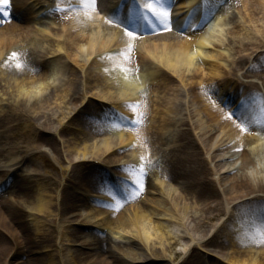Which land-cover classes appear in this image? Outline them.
I'll return each mask as SVG.
<instances>
[{"label": "bare ground", "instance_id": "obj_1", "mask_svg": "<svg viewBox=\"0 0 264 264\" xmlns=\"http://www.w3.org/2000/svg\"><path fill=\"white\" fill-rule=\"evenodd\" d=\"M26 1L28 0H10L6 14L0 16V84L4 86L0 90L13 97V103L9 108L15 118H18L17 123H23L20 127L21 134L26 136L22 141L23 146L26 149L30 148V145L32 148L40 149L41 146L48 145L57 152L50 121L44 119L36 123V115L30 114L32 112L30 106L33 100L48 99L53 89L65 84L58 77L61 64L65 63L58 62L57 58L53 62L48 61L45 58L46 53L53 55L63 50L65 52L71 50L69 54L72 53L83 61L81 77L84 81L87 82L94 72L99 74L100 71L103 76L101 81L112 80L113 85L106 91H99L98 94L91 93L100 97L101 102H98L92 111L100 114L102 118L92 126L88 125V120L83 116L88 113L84 109L90 104L88 95L90 91L84 90L80 93L72 87L73 91L70 94L61 93L60 101L64 102L65 108L70 104L71 110H75L80 98L83 105L82 109L79 108L75 112L74 117L81 125L76 124L79 131L70 134L72 139L76 138L80 143L65 144L67 138L64 134L68 132L70 126L61 125L57 130L65 144L64 147L66 146L65 151L68 153V150H74L73 156H78L79 150L82 159L93 157L108 163L116 160L125 162L124 159H128L131 161L129 165H134L132 162H137L141 156L149 154L150 158L161 150L156 144L160 136L157 135V130L152 128L156 125L154 116L157 112L148 109L150 105L147 103L146 95L147 82L153 78L154 85H160L166 92L165 97L159 98L156 89L153 88L151 90L153 97L161 99L165 104L161 106L153 102L151 105L165 112L168 124L163 128L172 143L168 153H173V162L170 172H163L161 175L165 181L164 185L156 181L158 179L162 181L161 176H155L154 181L143 176L142 189L139 192L133 188L129 192H123L125 198L129 200H136L139 193L143 197L137 200V205L133 207L126 205L124 209L128 211L120 208V211H116L115 217L110 214L111 208H119L122 201L117 198L116 193L102 185L104 182L111 183L110 175L93 173L91 180L82 178L79 183L74 179L75 174L69 173L62 184L60 197L54 196L49 193L47 186H57V183L49 177L29 172L21 175L20 179L13 176L22 169L19 164L25 160L22 156L17 159L12 155L11 149L20 151L17 150L15 143L9 145V141L7 145L5 134L0 132V189H4L3 193H0V264H168L170 258L180 254V250H176L175 247L179 244L184 247L187 244L185 238H191L193 244H188L186 256L181 263L207 264L204 253H200L198 247L205 249V245L213 243L211 239L214 236L221 235L226 223L234 220L237 221V225L241 223L246 230L241 229V224L237 229V225L231 223L230 227L223 230L225 236L221 235L223 245L214 251H220L223 246L231 244L238 252H245L246 256L241 254L239 257L237 252L230 251L234 256L228 255L227 262L264 264V254L252 253L254 251L252 246L264 247L259 236L264 219H257V216L252 218L250 213H246L250 208L264 211V127L256 126L254 123L264 119V115L261 114L264 101L255 91L252 92L254 88L264 94V48L256 50L253 55V48L256 46L254 44L257 41L253 30L264 24V0H250L249 5L245 4L246 0H231L242 4L241 8H238L246 15H243L239 22H233L228 30V37L221 33L222 23L219 25L218 22L223 18L225 11L212 16L218 0H172L174 13L171 14V21L172 27L179 21V27H175L179 28L177 33L163 31L153 33L147 39H141L139 35L135 39L130 38L124 30L128 27L138 33L137 30L141 32L149 29L146 25L131 28L128 21L116 19L120 13L136 9L134 0H97L95 9L79 7L75 10L69 9L67 3H60L59 5H65L68 10L61 12L60 16H55L51 12L41 17H38L37 12L47 11L53 2L58 4V0H35L28 8ZM227 7L224 5L222 8ZM205 9L211 19L209 25L202 27L198 21L201 11ZM112 12L117 13L116 18H110ZM58 19H64L65 22H60L59 26ZM110 20L116 23H109ZM183 21L188 22L189 26L180 33ZM38 23L42 26H36ZM58 27H62V30ZM33 28L39 36L38 42H44L37 45L36 54L40 57L39 60L30 56L29 47L27 49L23 44ZM230 33L233 35V41L238 43L236 57L233 60L236 68H231L236 77L232 83L231 78L221 76L225 61H220L224 52L220 45L225 39L229 40ZM47 44L49 48L43 49L42 47ZM126 44H130L133 50L128 61L118 55L121 49L128 48ZM10 49H14L18 54V62L23 66L17 70L10 65V72L7 74L2 70V61L6 57L3 52ZM243 50L245 52H242ZM67 62L69 63V60ZM226 67L229 71L230 67ZM23 72L26 73L25 76ZM251 72L255 73L253 76L256 78L255 81L248 79L243 82V77L251 76ZM76 81H79V77L74 75L72 81H67L66 85L74 86ZM175 82L179 84L176 89L181 90L180 104H191L196 99L205 97L201 108L207 111V115L202 114L199 117V109L196 111L192 109L193 114L189 111L188 116L192 119L189 130L193 128L198 138L202 137L203 146L207 150L206 158L201 157L195 145L193 152L188 150L186 139L189 142L191 138L186 123L180 122L186 133L184 137L172 128V123L180 121L174 116L179 105L170 92V89L175 88ZM241 85L242 92L237 93ZM62 88L64 91L67 90L64 86ZM207 94L210 95L206 96ZM211 97L215 101L211 99L209 102L208 98ZM238 98L241 100L239 107L247 105V100L255 98L261 108L259 115L254 116L251 108L238 107L236 110L238 112L235 111L234 116L220 120L219 113L223 109L232 110ZM114 99L118 105L113 111L107 108L108 112L106 104L108 101L114 103ZM135 103L141 105L139 111L144 108L150 111L149 117L143 119L144 125L120 130L111 127L112 124L120 123V115L132 116V111L125 105ZM38 108L40 110V106ZM183 111L185 113L184 107ZM5 115H10V111ZM44 115L45 113L41 114V117L44 118ZM237 117L242 119L250 117L248 122L255 126L246 130L251 131L253 135L263 131V135L256 136L252 143L250 138H242L244 131L238 125L237 120L240 118ZM68 122L73 123V118ZM141 131L153 135H141ZM240 142L243 144L242 148H238ZM119 167L128 170L127 166ZM222 169L223 171H220ZM83 172L80 170V174L83 175ZM9 174L12 175V179L7 186ZM123 174L122 177L129 179L127 177L129 176L133 182L137 179L129 171ZM33 181L41 183L42 186L36 187L31 183ZM175 186L180 189L178 193L170 189ZM68 189L73 190L69 193ZM86 190L94 193L87 197L81 192ZM80 194L85 196L80 197ZM82 198L87 200L89 198L91 202L88 201V205L85 202L81 203ZM226 202L232 203L230 208L234 214L223 220L221 227L215 232L219 234H214L209 239L208 237L203 240L197 239L192 230L198 228L204 230L206 220H214L224 215L223 204ZM81 205L89 209L93 216H83L79 212ZM27 208L43 213L44 216L50 213L57 216L58 220L61 219L56 225L63 232L64 227L68 228V236L72 239L67 240L72 244L66 246L61 244L63 247L55 241L51 244L50 241L54 240L56 235L54 227L41 228L27 222L25 218V211H29ZM67 208L72 209V212L65 214ZM196 212L200 214L197 215ZM97 216L101 217L104 225H110L111 232L118 233L116 236L112 235L115 238L110 234L100 233L101 228H97L92 220ZM161 216L165 217L164 220ZM91 224L92 228L100 231L92 234L91 230L86 232L82 229L91 228ZM229 232L232 235H229ZM59 233L61 232L57 234ZM241 236L244 238L243 241L239 239ZM123 239L125 240L121 241ZM214 264L223 263L215 261Z\"/></svg>", "mask_w": 264, "mask_h": 264}, {"label": "rangeland", "instance_id": "obj_2", "mask_svg": "<svg viewBox=\"0 0 264 264\" xmlns=\"http://www.w3.org/2000/svg\"><path fill=\"white\" fill-rule=\"evenodd\" d=\"M29 1H30L29 3L31 5L35 2V0H29ZM245 4L249 5L250 0H246ZM241 5L242 4H237L236 2L235 3L231 2L229 5H227L228 6L227 9H224L225 12L222 15L223 18L218 21L219 25L222 23V27H220V29H222L223 32H221V33L222 34L225 33L227 35V37L229 36L228 30L232 27L233 22L234 21L239 22L241 20V17L243 15H246L245 13L242 12V9L238 8V7L241 8ZM8 7H9V5L7 6V9H8ZM222 13L220 12V14H222ZM113 16H115V14H113ZM120 16H121V14H120ZM242 21H245V20H242ZM57 22L59 23V26H60V22H65V21H64V19H58ZM36 26H42V25L38 23ZM58 28L60 30H62V27L61 28L58 27ZM257 28L258 29L253 30L254 31L253 34L255 35V37H257V41L254 44L256 46L253 48V50H260V49L264 48V24L262 26L257 27ZM161 32H163V31H161ZM171 32H173L174 34L177 33L174 29H172ZM157 33H159V32H157ZM152 35H153L152 33H149L148 36H145V39L150 38V36H152ZM230 35H231V33H230ZM232 36L233 35L230 36L229 40H227V41L225 40L223 42V44H221L224 47L222 49V51H224V52H222L223 58H222V60H220V61H225V65H223V75H221V76L231 78L232 80L230 81V83H232L234 78H236L234 76V74L232 73L231 68H236V66L233 64V60L236 57V50L238 49V47H236L238 43L233 41ZM26 37H27V40H25L23 42V44L26 45L27 49L29 47L28 50L30 51V56L35 57V58H37V60H39L40 57L37 56V54H36V50L38 48L37 45L43 44L44 42H42V41L38 42L39 36H38L37 32L35 31V28H33L32 33ZM52 38H55V37L52 36ZM258 45L260 47H257ZM47 46H48V44H47ZM47 46H44L42 48L48 49L49 46L48 47ZM40 48H41V46L39 47V49ZM69 51H71V50H68V52ZM137 51H140V50H137ZM68 52L56 53L57 55L56 54L52 55L50 53H46L45 58L48 61H50V60L52 61L55 57L61 58L62 61L69 60V63L66 62L68 64L67 65L68 67L64 66V68L66 69L64 71H67L69 69V66H71V69L68 70L67 72H63L61 70L58 73V77L61 78L62 81L65 82V84L53 89L51 96H49L48 99H46V100L34 101L32 99L33 101H32L31 106H30V109H31L30 111H32V112H30V114L36 115V118H35L36 123H40L44 119H48L50 121L51 132H53V135H54L55 140H56V145L58 146V147L56 146L57 152L48 145H44L45 150H43V152L39 151L37 148H32L33 146H31V145H30V148H27V149L23 146L22 141L26 137V136L21 134L22 130L20 127H21V124H23V123H17L18 118H15V116L12 114V112L9 108V106L11 107V105L13 103V101H12L13 97L12 96L10 97V95L5 94V93H3V91L0 90V110H2V112H0V130L2 132L5 131L4 132V134H5L4 139H5L6 144L8 145L9 141H10L9 145H13L15 143V146H17V150L20 151V152H18V151H14L13 149H11V152H13L12 155L17 159H19L22 156L23 160H25L19 164V166L21 165L22 169L19 170L17 173H14V174H16L15 176H17V178L20 179L21 175H24L25 173L29 172V173L39 174V176L43 175L45 177H49V179L51 178V179L55 180L57 183V186H53V185H52V187L47 186V190L49 191V193H51L53 195L59 194L60 189H61L60 187L62 186L65 178L67 177V175L69 173H74L75 174V176H74L75 181L80 183L82 178H85L86 180H91L93 173H96L99 175L100 174H107V176H109V174H110L111 176L112 175L116 176V174H120V172L125 171L124 168L119 167V165L116 163H111V162L106 163V161L101 162V163H93L90 161L81 162V161H79V159L81 158L79 150H77L78 156H73V155H75L74 150L73 151L68 150V153L65 151L66 146L64 147V145L67 144V142L69 143V145H73V144L77 145L78 142L80 143V141L76 140V138L72 139L71 138L72 136L70 134L78 131V130H74L77 126L76 124L78 123V119L74 118V117L76 114L75 112L79 108L82 109L83 105H81L82 99L80 98L77 101L79 103V105L75 108V110H71L70 104L68 105V108H65L64 102L60 101V96H61L62 92H65V94H67V93L70 94L73 91L72 87H73V89L80 91L81 93L84 92V90L82 89L81 83H79V82H81L80 81V76H81L80 72L82 69V65H83L82 62L83 61L80 58L73 56L72 53L69 54ZM242 52H245V50H243ZM3 54H5V51L3 52ZM254 54H255V52H253V55ZM15 60L18 61V58ZM75 61H77L79 64L77 65V63ZM226 66L230 67L229 71H227ZM10 68H11L10 64H7L5 66L4 72L8 74V72H10ZM236 73H237V71H236ZM22 74L24 75L26 73L23 72ZM74 75L79 77V81L78 82L76 81L74 86H71L68 84L66 85L67 81H72V79L74 78ZM254 75H255V73L251 72V76L243 77V82L248 80V79L253 78ZM102 79H103L102 74H98V73L94 72L86 83V87H88L87 90L90 91L88 94V95H90L89 96L90 104L87 107V109H85L88 113L83 114V116L88 120L87 123L89 126H92V124H96V120H98V118H96L97 112L92 111L94 109V107L97 105V103L100 102V97L95 96V94H98L99 91H101V92L106 91L107 89H109L108 88L109 86L113 85L112 80H106V81L102 82L101 81ZM147 84H148L147 90H146V95L148 96L147 103H149V105H150V106H148V109L152 110V111L155 110L157 112L154 116V119H156V122H155L156 125H153L152 128L156 129L158 132L157 135L160 136L159 139L157 140L156 144L161 149L158 152H156V154L151 155V157L149 159L147 158L148 160L145 161L146 165H147L145 177L149 178L150 181H154L155 176L159 177L162 175L163 172H165V173L170 172L171 164L173 162V153H171V152L168 153L169 149L172 147V143L169 141L168 134L166 133L165 129L163 128L165 125L167 126V124H168L166 121L165 112L162 111L158 107L155 109L151 105V104H153V102H157V104H161V106H162V104H165L161 99H159V98L165 97V93H166L165 89L161 88V86L158 84L154 85L153 78L149 79ZM175 84H176L174 86L175 88L170 89L171 90L170 92L172 93V98L179 105V106H177V109H175V115L174 116L177 117V119L180 121L178 123H172V128L176 133L185 135L186 133H185L184 127L182 126V124H180V122L181 123L184 122L187 124L189 121L187 118V114H185L183 111V107L181 106L182 104H180L181 98H182L181 97V90L176 89V87H178L179 84H178V82H175ZM63 86L67 90L64 91L62 88ZM3 87L4 86H2L0 84V88H3ZM194 87H195V85H194ZM153 88L156 89L159 98L153 97V93L151 92V90ZM229 91L231 93V90H229ZM91 93H95V94L92 95ZM227 94H229V92ZM209 95L210 94H207L206 96H209ZM204 98L205 97L202 96L201 98L196 99L193 103L188 104V105H184V106L188 107V111H191L192 114H193L192 109H194L195 111L199 109V111H200L199 117L202 114L206 116L207 111L205 109L201 108ZM208 99H209V102L211 101V99L215 101V99L213 97L208 98ZM64 101H66V100L64 99ZM182 102H183V99H182ZM110 104L111 105H109V107H113V109H116L115 107L118 105V102L115 100L114 103L110 102ZM38 106H40V110H39ZM250 107L252 108L251 112L252 111L256 112L259 108V107L254 106V105H250ZM148 109L147 108L141 109V111L144 113V117H149L150 111ZM245 109H246V107H245ZM9 111H10V115H5V113H8ZM43 113H45L44 118L41 117V114H43ZM119 114H120V112H119ZM217 117H218V115H217ZM219 117H220V120L223 121L224 119L231 118L232 116H230L229 111L222 110L221 113H219ZM71 118H73V123L68 122V120H70ZM94 118H95V120H94ZM186 118H187V120H186ZM190 120H192V119L190 118ZM220 120H218V121H220ZM66 121H67V124H65ZM237 121L241 122L243 120H242V118H240V120H237ZM247 121H248V119H247ZM20 122H21V120H20ZM243 122L246 123L245 121H243ZM144 123L145 122H143L142 125H144ZM61 125H66L67 127L70 126V127H68L69 128L68 132L64 134L67 138V140H65V144H63V142H62V138L60 140L58 139L60 137L57 133V130ZM78 125L81 126L79 123H78ZM157 126H162V127H157ZM246 132H248V131L246 130ZM140 134L141 135L142 134L143 135H153L152 133H146L144 131H141ZM190 138H191V136H190ZM249 140H251L250 143H252V141L254 139L252 138ZM195 141L197 142V144H199L198 140H192V138H191V140L188 142V139H186V142L188 144V150L193 151V144H195ZM54 143H55V141H54ZM42 147L43 146H41V148ZM7 150L9 151V148ZM27 150H28V152L26 154H24L25 151H27ZM30 153H34V155H30ZM124 154H126L125 150H124ZM7 155H8V152H7ZM23 155H25V156H23ZM203 155H204V153H203ZM116 161H118V160H116ZM116 161H113V162H116ZM148 161H150L151 163L149 164ZM78 162H80V163H78ZM220 162L223 163V161H220ZM80 170L84 171L83 175L80 174ZM155 172H157V173H155ZM8 176H9V178L7 179L6 183L10 184L11 179H12L11 178L12 175L9 174V175H7V177ZM31 183L35 184V186L38 188H40L42 186L41 183L39 184V182H36V181H33ZM161 184L164 185L165 183L162 182ZM126 186H128L129 188H133L132 185H126ZM81 188H83V187H81ZM170 189L176 193H178L180 191V189L176 186L170 187ZM72 190L73 189H68L69 193H71ZM133 190H135V189H133ZM81 192L86 194L85 191H81ZM75 196H76V198H78V195L76 194V192H75ZM79 196L83 197L82 194H80ZM141 197H143V195H141V193H140L139 196L137 197V199L134 201L130 200L129 202H127L126 199L123 201L121 200L123 203L119 207V211L121 209H123L124 211H128L127 209H124V207L128 204L130 205V207L137 205L136 204L137 200L141 199ZM118 198H120V197H118ZM69 199H70V197H69ZM82 199H83V201H81V203L85 202L86 199L85 198H82ZM210 204H214V203H210ZM227 204L229 206L230 202H226L223 204L224 205V216H218L216 219L210 220V221L206 220L207 223L205 224L204 230L199 231L200 228L197 229L198 231H196V234L198 232L199 237L205 238L208 235H210V233L216 229L214 227H211L210 230L207 231L208 226H211L213 223H220V222L222 223V221L226 217V212L227 213L231 212L228 210ZM28 210L29 211L25 212V218H26L27 222L32 223L33 226L41 227V228H47V227L53 228L54 227L53 229H54L56 235H55L54 240L50 241L51 244L54 243V241L56 243H59L58 244L59 246H62L61 244H64V246H65V244H72V242L67 240V239H72L71 236H68V228L64 227L63 230H65V231L63 232L56 225L58 222H60L61 219L58 220L57 216L50 214V213L47 216L46 215L44 216L43 213H40L36 210H31V209H28ZM71 210L72 209H70V208L65 209V214L71 213L72 212ZM252 210H254V209H252ZM79 212L83 216H87V217H90L92 215L89 212V209H87L86 207H84L82 205L79 206ZM196 213H197V215L200 214L198 212H196ZM231 213H232V215L234 214L233 212H231ZM258 213L257 212L253 213V215H252L253 218L256 217L258 215ZM111 214L116 217V210L114 209V211ZM259 214H261V213H259ZM161 218H163V220H164L165 217L161 216ZM257 219H258V216H257ZM38 220H43V221L38 222ZM54 220H56V221H54ZM92 220L94 221V224H95V226H97V228H101V229L103 228L104 224L102 223L101 217L97 216V217H94ZM52 221H54V222H52ZM98 223H100V224H98ZM64 224L65 223H63V225ZM228 224H229V222H228ZM227 225H225L222 228V233H221L222 236H224L223 230H225L227 228ZM92 227L93 226H91V228H89V229L84 227L82 229L86 230V232L91 230L92 234L96 233L100 230V229H97L95 227L94 228H92ZM95 229H96V231H95ZM110 229L101 230L100 232H101V234H108V235L110 234L111 237H113L112 235L116 236L118 234L116 232H111ZM58 232H61V233L57 234ZM84 232H83V234H84ZM192 232H194V231H192ZM179 233H181V232H179ZM221 235H216L215 237H213L211 239L213 241V243L207 244V245L220 248L223 245V237ZM179 237H180V235H179ZM113 238H115V237H113ZM124 240L125 239H123L121 241H124ZM229 246L233 247V245H231V244L227 245L226 247L223 246L222 251L223 252L229 251V248H227ZM175 249L181 250L182 254L177 256V258L175 259L176 261L173 263L174 264H181L182 260L185 257V252H184L185 248L182 246V244H179L175 247ZM232 252H236V251L232 250ZM237 254L239 255V257H241L240 253H237ZM255 254H258V255L264 254V249H257L255 251ZM233 256H234V254H233Z\"/></svg>", "mask_w": 264, "mask_h": 264}, {"label": "snow or ice", "instance_id": "obj_3", "mask_svg": "<svg viewBox=\"0 0 264 264\" xmlns=\"http://www.w3.org/2000/svg\"><path fill=\"white\" fill-rule=\"evenodd\" d=\"M10 0H0V16L6 14L7 6L9 5ZM60 3H67L69 9L75 10V6L73 4V0H58V7L57 11H61L59 7ZM77 3L80 7L92 8L95 9L97 0H77ZM139 8V19L143 21L149 28L153 31L156 30L157 26H159L161 31H171L172 30V21H171V5L170 0H139L138 4ZM109 23L115 24L116 21L110 20ZM125 34L135 39L139 33H135L132 29L125 27ZM132 48L129 46L126 49H121L118 53L119 56L124 57L125 61L131 59ZM18 54L13 53L10 59L15 60L17 59ZM111 58V57H109ZM23 65L21 63H16V68H21ZM128 107L133 115L130 117H125L120 115V123L119 124H112L116 130H120L122 128H126L128 124L133 126H138L143 123L144 113L139 111L141 105L139 103L135 104H127L125 105ZM261 114L264 115V108L261 109ZM234 115V114H233ZM242 129L245 130L248 126L243 121H241ZM141 163L139 166L130 165L128 167V171L131 175L136 176L137 179L133 182L135 186V190L139 192L142 189V182L141 178L146 175V163L147 157L141 156L140 157ZM150 164L151 162L148 161ZM260 240L261 243H264V228L260 229Z\"/></svg>", "mask_w": 264, "mask_h": 264}]
</instances>
